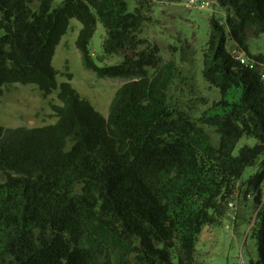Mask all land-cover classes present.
Here are the masks:
<instances>
[{
    "label": "trees",
    "instance_id": "trees-1",
    "mask_svg": "<svg viewBox=\"0 0 264 264\" xmlns=\"http://www.w3.org/2000/svg\"><path fill=\"white\" fill-rule=\"evenodd\" d=\"M214 1L226 14L210 20L201 74L220 97L193 118L167 103L174 61L139 37L150 0H135L131 11L125 0H0V95L34 84L44 98L57 88L60 101L51 124L0 125V264H196L200 233L222 223L239 188L256 209L248 264H264V55L247 52L264 33V0ZM71 18L81 24L75 46L84 68L127 78L106 117L70 73L56 83L50 62ZM97 22L103 54L119 62H94ZM242 53L252 67L239 62ZM244 136L255 143L234 154ZM249 167L256 170L242 180Z\"/></svg>",
    "mask_w": 264,
    "mask_h": 264
},
{
    "label": "rangeland",
    "instance_id": "rangeland-1",
    "mask_svg": "<svg viewBox=\"0 0 264 264\" xmlns=\"http://www.w3.org/2000/svg\"><path fill=\"white\" fill-rule=\"evenodd\" d=\"M63 0H53L57 6ZM128 10L135 6V0H125ZM187 0H150L147 19L142 23L139 37L157 44L162 60L174 61L177 74L167 91V103L177 113H185L193 118L220 97L217 88L210 86L202 77V51L210 32V20L214 18L224 22L226 9L214 0H197L208 3L207 6L186 8ZM81 24L74 18L69 19L68 27L55 47L51 66L55 71L57 85L68 81L66 73L71 74L69 82L80 97L87 99L104 117L107 116L109 103L117 88L127 78H98L93 72L84 68L80 53L75 46V39ZM226 33V48L234 50V44ZM106 37L104 27L96 23L90 40V51L94 62L101 66L120 61L116 55L105 56L102 42ZM250 55H264V33L250 38L247 42ZM245 55V53H242ZM264 74V68H262ZM264 78V76H263ZM57 88L47 97H43L34 84L14 83L4 86L0 95V125L4 127H36L51 124L55 121L51 104H60L56 97ZM217 142V135L212 128L205 127ZM251 137L240 138L233 150L236 154L244 145H253ZM256 167L246 168L242 180L253 173ZM4 179L0 172V181ZM264 193V184L262 185ZM245 197L244 189L239 188L232 197L234 208L227 212L219 226H205L200 233L196 245V264H233L236 254L241 248L246 261L255 258V249L250 237L255 221L256 209L251 200ZM230 229L225 230L224 225Z\"/></svg>",
    "mask_w": 264,
    "mask_h": 264
},
{
    "label": "built area",
    "instance_id": "built-area-1",
    "mask_svg": "<svg viewBox=\"0 0 264 264\" xmlns=\"http://www.w3.org/2000/svg\"><path fill=\"white\" fill-rule=\"evenodd\" d=\"M194 5H198L199 7H204V6H207L208 3H200V2H197V0H187L185 3H184V6L186 8H190V7H193ZM237 59L239 60L240 63L244 64V65H247L249 67H252L254 62L249 59L248 57H246L245 55L243 54H238L237 55ZM264 76V74L262 73V77ZM228 207L229 208H234V204L232 202H229L228 203ZM224 229L227 231L230 229L229 225H224ZM235 262L233 264H248V262L246 261V259L244 258L243 254H242V250L241 248L239 249L238 253L236 254V257H235Z\"/></svg>",
    "mask_w": 264,
    "mask_h": 264
}]
</instances>
